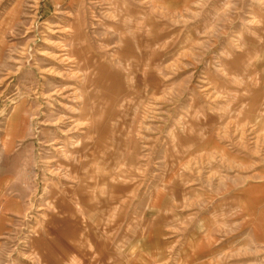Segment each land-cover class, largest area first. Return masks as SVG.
I'll list each match as a JSON object with an SVG mask.
<instances>
[{
    "label": "rangeland",
    "instance_id": "obj_1",
    "mask_svg": "<svg viewBox=\"0 0 264 264\" xmlns=\"http://www.w3.org/2000/svg\"><path fill=\"white\" fill-rule=\"evenodd\" d=\"M0 264H264V0H0Z\"/></svg>",
    "mask_w": 264,
    "mask_h": 264
}]
</instances>
